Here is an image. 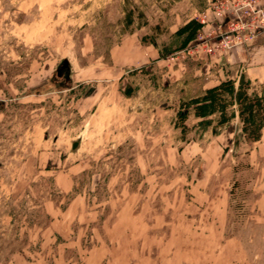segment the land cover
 I'll use <instances>...</instances> for the list:
<instances>
[{
    "label": "rangeland",
    "instance_id": "obj_1",
    "mask_svg": "<svg viewBox=\"0 0 264 264\" xmlns=\"http://www.w3.org/2000/svg\"><path fill=\"white\" fill-rule=\"evenodd\" d=\"M239 85L264 97V0H0V264H264Z\"/></svg>",
    "mask_w": 264,
    "mask_h": 264
},
{
    "label": "trees",
    "instance_id": "obj_2",
    "mask_svg": "<svg viewBox=\"0 0 264 264\" xmlns=\"http://www.w3.org/2000/svg\"><path fill=\"white\" fill-rule=\"evenodd\" d=\"M196 24L198 26V24L195 21H190L189 22V26ZM188 28V26H187ZM182 30V29H181ZM180 31V30H179ZM178 31V32H179ZM195 35V29H191L188 36H186V38L184 39L183 44L188 43L190 40H192L194 38ZM182 44V46H183ZM241 83V82H240ZM241 90V85H239L238 90L236 91L234 97H233V101L239 104V117L242 119L243 122H245L247 120L250 121L252 118H250V108L249 107H253L257 106L258 111L261 110V106L264 105V97H257V96H253L252 98H246L242 92H240ZM234 91V87H233V83H220L219 85L209 88L207 90H205L204 92V96L200 99V100H194L192 102L189 103V106H191L193 108V114L197 117V118H204L206 116H211L214 115L215 111L217 110V106L219 107V104H217V102H219V100H221L222 94L223 93H227L229 95H232ZM248 100L251 101L254 104H247V105H243L242 106V101L244 100ZM223 106V105H222ZM224 109H225V105H224ZM249 112H248V111ZM187 110H185V112H183L181 115L182 116H186L187 115ZM247 115V116H244ZM231 116L233 117L234 115L231 114ZM248 117V118H247ZM262 119V118H261ZM229 120V116H227L226 114H221L219 120L217 121L218 124L223 125L224 123L228 122ZM263 124H260L258 127L251 129L248 128H243V132L247 135V140L250 142H255L257 140H259L260 135H261V130L264 127V120L262 119ZM209 123V121L203 120L199 122V125H203V124H207Z\"/></svg>",
    "mask_w": 264,
    "mask_h": 264
},
{
    "label": "water",
    "instance_id": "obj_3",
    "mask_svg": "<svg viewBox=\"0 0 264 264\" xmlns=\"http://www.w3.org/2000/svg\"><path fill=\"white\" fill-rule=\"evenodd\" d=\"M62 66H63L64 68H66V67L68 66V62H67V60H64V61H63ZM58 75H59V72H58ZM76 145H77V143L74 142V143L72 144V148L74 149V148L76 147Z\"/></svg>",
    "mask_w": 264,
    "mask_h": 264
}]
</instances>
